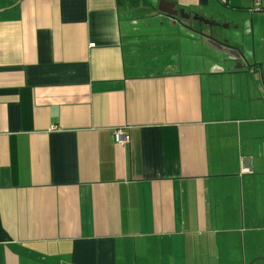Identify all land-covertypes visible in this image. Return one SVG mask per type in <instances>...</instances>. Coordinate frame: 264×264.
<instances>
[{"label":"crops","instance_id":"1","mask_svg":"<svg viewBox=\"0 0 264 264\" xmlns=\"http://www.w3.org/2000/svg\"><path fill=\"white\" fill-rule=\"evenodd\" d=\"M0 264H264V0H0Z\"/></svg>","mask_w":264,"mask_h":264},{"label":"water","instance_id":"2","mask_svg":"<svg viewBox=\"0 0 264 264\" xmlns=\"http://www.w3.org/2000/svg\"><path fill=\"white\" fill-rule=\"evenodd\" d=\"M165 19L170 24L171 29L175 30V35L180 36V31H186L190 34H193L197 37H200L202 39L203 43H207V45L210 47L209 55H207V59L210 62H219L222 64H228L233 63L236 60H241L245 68L248 66V61L246 59V56L244 54V48L246 46V40L241 39H233V41H237L239 43V46H234L233 43L228 39H219L216 37L214 31H215V25L216 23L214 21L208 20L204 17H198L194 16L193 18L189 15L184 14V10L181 11H171L169 10V13L162 14ZM186 21V22H184ZM191 22V23H190ZM197 23H200V27L206 26L208 27L209 31L202 30L201 28H197L195 25H198ZM239 26H247L248 24L251 26L253 24L251 19H241L236 22ZM224 52L228 55L227 58H224Z\"/></svg>","mask_w":264,"mask_h":264},{"label":"rangeland","instance_id":"3","mask_svg":"<svg viewBox=\"0 0 264 264\" xmlns=\"http://www.w3.org/2000/svg\"><path fill=\"white\" fill-rule=\"evenodd\" d=\"M167 21V20H166ZM165 27V20L163 18H155L153 20H151V25H149V27H147V30H149L151 28V31H157L159 29H164ZM221 27V32H223L227 37L229 38H233V39H241L243 36L241 35V33L239 32H235V30L232 28L228 29L226 27ZM220 38L222 39H226L223 38L220 35Z\"/></svg>","mask_w":264,"mask_h":264},{"label":"built area","instance_id":"4","mask_svg":"<svg viewBox=\"0 0 264 264\" xmlns=\"http://www.w3.org/2000/svg\"><path fill=\"white\" fill-rule=\"evenodd\" d=\"M115 140L118 144L126 145L129 142L128 134L125 131L118 130L115 132ZM243 172L248 173L250 169L246 167L245 160L242 161Z\"/></svg>","mask_w":264,"mask_h":264},{"label":"flooded vegetation","instance_id":"5","mask_svg":"<svg viewBox=\"0 0 264 264\" xmlns=\"http://www.w3.org/2000/svg\"><path fill=\"white\" fill-rule=\"evenodd\" d=\"M193 18V17H192Z\"/></svg>","mask_w":264,"mask_h":264}]
</instances>
